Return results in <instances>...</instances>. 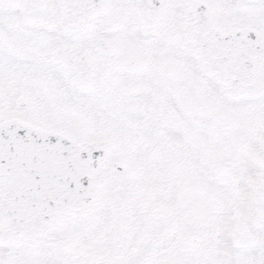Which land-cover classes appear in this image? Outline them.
Masks as SVG:
<instances>
[{
  "label": "snow or ice",
  "instance_id": "snow-or-ice-1",
  "mask_svg": "<svg viewBox=\"0 0 264 264\" xmlns=\"http://www.w3.org/2000/svg\"><path fill=\"white\" fill-rule=\"evenodd\" d=\"M0 264H264V0H0Z\"/></svg>",
  "mask_w": 264,
  "mask_h": 264
}]
</instances>
